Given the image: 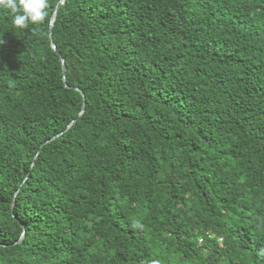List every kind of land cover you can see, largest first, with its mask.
I'll return each mask as SVG.
<instances>
[{
  "label": "trees",
  "instance_id": "1",
  "mask_svg": "<svg viewBox=\"0 0 264 264\" xmlns=\"http://www.w3.org/2000/svg\"><path fill=\"white\" fill-rule=\"evenodd\" d=\"M59 1L0 10V264H264V0Z\"/></svg>",
  "mask_w": 264,
  "mask_h": 264
},
{
  "label": "clouds",
  "instance_id": "2",
  "mask_svg": "<svg viewBox=\"0 0 264 264\" xmlns=\"http://www.w3.org/2000/svg\"><path fill=\"white\" fill-rule=\"evenodd\" d=\"M49 0H0V10L7 11L17 29H27L30 25H41L48 17ZM4 41L0 40V45ZM136 227H143L138 221ZM152 264H160L154 260Z\"/></svg>",
  "mask_w": 264,
  "mask_h": 264
},
{
  "label": "water",
  "instance_id": "3",
  "mask_svg": "<svg viewBox=\"0 0 264 264\" xmlns=\"http://www.w3.org/2000/svg\"><path fill=\"white\" fill-rule=\"evenodd\" d=\"M63 3H64V0H60V1L58 2L57 7H56V10H55V12H54V14H53V17H52V20H51V26L53 25V22H54V20H55V17H56V14H57V10L59 9V7H60ZM51 39H52V37H51ZM52 48H53V50L56 51V46H55L54 44L52 45ZM64 65H65V63H64V60L62 59V68H63V69H64ZM84 110H85V101L83 102L82 111H81V114L79 115V117L83 114ZM70 126H71V124L67 127V129H68Z\"/></svg>",
  "mask_w": 264,
  "mask_h": 264
}]
</instances>
